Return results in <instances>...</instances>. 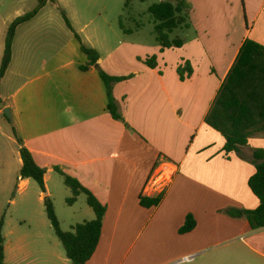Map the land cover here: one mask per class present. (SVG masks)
<instances>
[{
    "label": "crops",
    "instance_id": "0c3cea01",
    "mask_svg": "<svg viewBox=\"0 0 264 264\" xmlns=\"http://www.w3.org/2000/svg\"><path fill=\"white\" fill-rule=\"evenodd\" d=\"M187 1L192 25L179 30L183 46L127 40L126 50L105 44L104 54L87 34L84 42L101 57L85 71L80 66L88 58L71 32L44 28L34 35L32 26L17 28L0 102V113L6 107L11 113V121L1 117L0 132L5 264H74L44 203L53 195L49 181L63 178L56 168L107 208L86 264H264V228L254 230L245 216L230 213L259 206L248 182L256 172L254 151L264 150V132L227 153L223 135L206 122L246 38L264 46V0ZM135 46L142 55L130 51ZM1 52L0 42V66ZM149 53L157 57L155 67L145 62ZM185 63L192 73L182 79ZM100 68L130 76L113 85L124 122L108 110ZM14 128L47 170L46 191L37 200L35 180L20 176ZM154 179L161 181L155 191ZM160 193L157 206L141 205V196ZM189 215L196 227L180 233Z\"/></svg>",
    "mask_w": 264,
    "mask_h": 264
},
{
    "label": "trees",
    "instance_id": "16d2710c",
    "mask_svg": "<svg viewBox=\"0 0 264 264\" xmlns=\"http://www.w3.org/2000/svg\"><path fill=\"white\" fill-rule=\"evenodd\" d=\"M55 1V0H51ZM47 0H40L39 5L32 11L16 17L10 24L6 38L4 54L0 66V102H1V84L11 63L13 55V43L15 40L17 28L28 21H31L44 7ZM191 5L187 0H163L153 3L149 7L154 21V32L156 41L163 48L181 47L184 39L180 35H172L178 30L191 27L190 21ZM63 18L67 26L74 32L75 37L80 42L81 50L88 58V63L81 65V70L85 71L90 66L97 65L101 55L100 52L84 42L81 36L73 29L71 21L66 12L62 10ZM120 27L127 34L134 31L124 26L122 20ZM150 67L157 65V57H149L145 60ZM192 73L190 64L187 63L184 68H179V74L182 79ZM100 76L103 79L108 95V110L113 118L125 121L119 111L118 104L113 95V85L119 81L128 79L130 76H114L108 74L103 69H99ZM5 117L11 121V118L4 113ZM206 122L208 125L219 131L224 139V150L237 152L241 146L248 144L249 138L256 133L264 132V46L256 41L246 38L240 52L231 67L227 77L223 81L219 92L207 114ZM14 133L17 136L16 129ZM18 137V136H17ZM20 155L23 161L20 170L22 178H32L46 191L45 174L46 168L39 166L32 152L22 144ZM256 172L249 179V187L259 199V206L253 210L230 211L235 216H245L251 228L256 230L264 228V150L256 149L254 151ZM56 170L63 176L65 184L71 188L74 195L71 202L79 194L87 196V202L95 212V218L77 223L70 230H64L61 221L56 213L53 200L46 196L44 203L48 218L54 229L55 234L62 242L67 257L74 264H86L94 255L101 239L103 220L107 211L103 205L86 187H84L76 178L64 173L61 169ZM163 199V193L157 196H141L140 203L143 207L151 208L157 206ZM5 216L0 217V264H5V236L3 227ZM196 220L192 215L186 218L185 223L180 228V233H187L196 227Z\"/></svg>",
    "mask_w": 264,
    "mask_h": 264
},
{
    "label": "rangeland",
    "instance_id": "374dc122",
    "mask_svg": "<svg viewBox=\"0 0 264 264\" xmlns=\"http://www.w3.org/2000/svg\"><path fill=\"white\" fill-rule=\"evenodd\" d=\"M39 1L0 0L2 56L6 34L11 22L16 17L32 11L39 5ZM161 1L163 0H47L46 5L40 9L39 13L31 21L24 23V26H32L33 31H35L34 35L43 31L44 28L50 31L56 30L58 35L62 34L61 31L71 32L74 35V32L67 26L63 18L62 10H64L71 21L73 29L77 30L83 40L87 34L93 35V42L100 45L103 53L106 54L105 44L123 47L127 40L141 45L156 44L154 21L149 7L153 3ZM121 20L124 26L132 29L134 33L129 35L125 33L120 27ZM176 35L181 36L178 30L172 36L175 37ZM33 42L39 43L40 41L33 40ZM136 46L135 48L131 47L130 51L142 55L140 49H137ZM126 49V47H123V50ZM148 55L153 57V54L149 53ZM2 116L5 115L0 113V132L4 128ZM33 184L36 188L33 190V200H37L41 187L36 181ZM49 185L53 191L51 199L64 230H70L72 225L77 222L82 223L95 218V212L89 206L85 194H79L71 202L74 195L62 177L56 175L55 179L49 181Z\"/></svg>",
    "mask_w": 264,
    "mask_h": 264
},
{
    "label": "built area",
    "instance_id": "2783aa9c",
    "mask_svg": "<svg viewBox=\"0 0 264 264\" xmlns=\"http://www.w3.org/2000/svg\"><path fill=\"white\" fill-rule=\"evenodd\" d=\"M161 181H157V179H154L153 181H151L150 187L152 190H154ZM155 191V190H154ZM187 260H190L191 258H186Z\"/></svg>",
    "mask_w": 264,
    "mask_h": 264
},
{
    "label": "water",
    "instance_id": "95a60500",
    "mask_svg": "<svg viewBox=\"0 0 264 264\" xmlns=\"http://www.w3.org/2000/svg\"><path fill=\"white\" fill-rule=\"evenodd\" d=\"M4 113H5L8 117L11 116L10 109H9L8 107H6V108L4 109Z\"/></svg>",
    "mask_w": 264,
    "mask_h": 264
}]
</instances>
